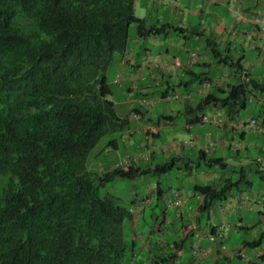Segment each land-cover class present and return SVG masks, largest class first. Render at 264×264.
<instances>
[{
    "label": "trees",
    "instance_id": "16d2710c",
    "mask_svg": "<svg viewBox=\"0 0 264 264\" xmlns=\"http://www.w3.org/2000/svg\"><path fill=\"white\" fill-rule=\"evenodd\" d=\"M134 1L0 0V264H122L129 245H135L134 239L129 244L124 238L123 223L134 219L136 204L118 205L101 197L99 188L149 170L135 167L131 157H126V168L113 165L98 181L86 169L87 155L104 136L129 133V118L117 116L109 99L105 73L115 53L122 59L127 55L130 27L135 26L137 39L168 35L172 28L137 18ZM206 44L215 65L243 74L242 54L235 61L210 39ZM187 75L188 82L180 79L178 85L208 89L192 105L193 125L205 124V113L197 117L196 111L215 108L234 118L251 90L264 93V84L254 80L222 86L192 67ZM132 113L142 114L139 108ZM254 120L264 125L263 118ZM106 146L116 147L117 140ZM182 158L173 155L155 170L166 173ZM202 162L209 170L220 166L223 171L216 183L191 187L202 198L197 205L201 212L224 204L231 191L244 192L252 185L247 165L230 166L216 157ZM252 162L260 172L257 161ZM200 166L198 156L194 167ZM185 167L191 172L188 163ZM154 193L162 198L159 184ZM177 254L164 264H172ZM158 259L154 264L166 260Z\"/></svg>",
    "mask_w": 264,
    "mask_h": 264
},
{
    "label": "rangeland",
    "instance_id": "374dc122",
    "mask_svg": "<svg viewBox=\"0 0 264 264\" xmlns=\"http://www.w3.org/2000/svg\"><path fill=\"white\" fill-rule=\"evenodd\" d=\"M158 1L159 0L134 1V14L137 18H145L149 24L153 23V20L156 18H160V22H169L172 24V28L168 32V39L164 44H161V50L159 46L147 42L148 40L144 41L142 39H137L135 36V26L130 27L128 52L131 57L133 55L137 60L143 59L147 61V59H149V57H145L143 53L139 54V46H146L149 48L150 55L159 60L164 56L163 50L168 48L171 57L175 56L179 63L181 62L182 64L191 66L189 63L190 52L186 53L185 50H192V53L199 54V50L202 51V48H206V40L216 33H219L226 22H231L230 15L226 16L224 19L225 21L222 18H218L220 15L223 17L226 15L223 7L214 10L213 14L211 13V15L206 18L191 17L196 4H201V1L202 4L206 3V1L204 2L203 0H177L174 1L177 7H174L169 0H165L164 2L160 1L159 3ZM178 6H180V9H178ZM174 27L186 28L188 30L186 32L187 39H183ZM194 30L199 31V34H203V36L194 35ZM220 50H224V45L220 46ZM237 51H239V49H237ZM239 52L240 54H244L242 51ZM135 53H137L138 56L134 55ZM249 56L252 57L255 56V54L250 51L246 52L245 57L247 60ZM192 69L195 72L198 70L196 67H192ZM226 71H230V68H226ZM128 72L129 69L126 64L123 69L121 68L120 54L115 53L105 73L111 91L109 99L114 104L115 112L120 118H129V130L131 131L137 124L135 118H133L132 109L139 108L141 111L147 109L149 112L143 117H140L138 126L142 130L145 119L149 118L153 124L152 126L158 128L159 138L155 140L156 144L152 147L149 144V140H152V138H147L142 132H134V134H132L133 136L129 138L124 137L127 135L126 133L114 132L104 136L97 146L89 152L86 158V169L96 178V181H98V178L104 177V172L111 169L116 162L127 156L135 160V167L149 170L144 175L136 177L133 180L120 178L111 179L107 181L104 186L99 188V195L101 197H108L118 205L130 207L134 203L138 204L149 200L148 204H145L142 210L144 218L138 216L140 212L134 215L135 217L133 220L127 219L123 223L124 238L129 244L131 240L134 239L135 245H129L122 260V264H154L155 261L159 260L158 257L166 259L159 264L169 263L167 258L177 252L179 257L172 264H201V261H199L200 259L194 257V252L198 253V247L200 246L209 250L210 254L209 257L204 259V263L211 264L209 258L211 259L212 256L217 258V252H219L220 255L218 258L220 260L218 264H224L223 259L226 255L231 257L230 264H246L244 258L237 260L234 255H241L240 252L238 253L236 251H241L243 242L251 240L248 238L252 236H248L246 232L243 231L236 232L234 227L239 218H243L244 225H247L249 221L253 223L258 219V215L255 212L240 210L221 214L216 208L217 206H215L206 213L193 210L194 205L190 206V208L185 206L182 211L181 208V216L178 217L176 216V211L167 205L166 201L173 195L175 190L182 191V195L185 197V195L190 192L194 182H196L193 181L194 178L192 179L189 176L188 170H186L187 168L185 167L186 163L192 167L191 171L193 177L202 170H208L207 167L203 165L202 161L200 167H194L198 158V152L193 149L194 147H186L190 150H187V154L184 156L188 157H185L184 161H177L175 166L166 173L155 170L157 166L169 162L173 156L166 146L168 147L169 143L174 138L177 139L180 144H183V141H187L190 138V134L183 129L185 125V116L182 113L168 125L160 118L161 116H167L170 109L173 111L172 115H175L177 106L181 109L178 103L181 104V97L187 92L185 87L178 85L177 82H169L167 84L165 80L158 83L147 80L142 84L141 82L131 84L126 81ZM233 83L235 82L233 81ZM133 85H136L138 88L145 87L149 92L147 95L148 101H146L143 106L140 105L137 99L138 97L135 95V89L131 91L127 90V88ZM167 86L173 89L170 91V94H174L173 96L177 97L174 98L172 96L169 101L165 102L160 98V94ZM196 87L197 84L192 85L193 89ZM197 98L198 97H194L192 99H196L195 102L192 100L190 102H193L192 104L195 105ZM210 110L211 109L205 108L196 111V115L203 112L208 116ZM261 111L262 109L260 106L253 100L252 103H247V107L240 111V117L257 116ZM159 120L161 121V125L158 126ZM112 139L117 140L116 149L106 146ZM243 145L246 146V149H242V156L245 158L250 157L252 160H256L257 158H262L264 160L261 155L264 153V143L260 139L249 138ZM161 148L163 150L162 153L160 152ZM230 154L232 155L233 152L231 151ZM259 155L262 157H259ZM187 159L190 160V162H188ZM179 167L182 168L179 169ZM254 167V165H251L250 168L247 167V178L253 184L250 189L252 192L259 190L258 188H260V186L264 188V183L259 179V174L254 173ZM225 171L229 173L230 167ZM197 183L201 182L198 180ZM156 184H159L164 192L161 199L155 196ZM251 191L250 194L252 193ZM234 194L236 195V191H231V195ZM190 225L195 228L188 230L186 227ZM211 226H215L217 229L216 235L213 236L212 241L210 233L207 237L202 236V229L208 233ZM185 228L187 230L186 232H184ZM148 241H151L150 247H148ZM247 251L245 257L249 256V250Z\"/></svg>",
    "mask_w": 264,
    "mask_h": 264
},
{
    "label": "crops",
    "instance_id": "0c3cea01",
    "mask_svg": "<svg viewBox=\"0 0 264 264\" xmlns=\"http://www.w3.org/2000/svg\"><path fill=\"white\" fill-rule=\"evenodd\" d=\"M164 2L165 0H159V2ZM177 0H169L171 4L174 7H177L175 5ZM206 3L202 4H196L195 9L193 13L191 14V17H204L213 14L214 10H218L220 7H223L225 10V17L218 16V18H222L223 20L226 18L227 15L231 16V22H226L225 25L222 26V30L219 33H216L214 36H211L209 39L213 43L212 46L217 47V49L220 50V46L224 45V50L227 51L234 56V60L237 61L238 58L241 56L239 51H242L244 54H242V61L240 62L242 64V72L243 74H238L235 71V67L231 66H217L214 63V60H211L210 58V47L206 44V48H202V51L199 50V54H197V59L195 63L192 64V66H187L186 64L179 63L177 60V57L170 56V50L168 48H165L163 50L164 56L162 59H158L160 61V65L164 64L165 67L160 66H154L153 64H150L146 62V60L140 59L137 60L136 58L129 55V52L126 56L121 57V68L123 69L124 65H127V68L129 69L128 75H127V82L133 84H137L141 82V84L145 81H151V82H162L165 80V83L169 82H177V84L180 82V79H183L184 82H188V75L187 71L191 67H196L198 70L196 71V74H205V78H209L213 76L214 81L218 85L226 86L229 83L234 82H247L248 80H254L258 82L259 84H264V25L262 23H236L235 18L237 15L242 14L246 15L249 18L254 17H260L264 20V0H203ZM157 2V1H156ZM178 9H180V6H178ZM145 19V18H143ZM147 20V19H146ZM151 21V20H150ZM225 21V20H224ZM149 24V23H148ZM164 24H170L169 22L163 23L160 22V18H156L153 20V23H150L149 25H155L156 27L162 26ZM177 28V27H176ZM179 29V30H178ZM170 30V29H169ZM204 30V29H203ZM188 30L186 28L179 27L177 28V32L181 35L183 39H187L186 32ZM194 35L196 36H203V34H199L200 32L197 30H194ZM162 39V40H161ZM168 39V35L159 34L156 36H149L148 38L142 39V40H148L147 42L152 43L153 45H157L160 47V50L162 48L161 44H164V42ZM225 40V41H224ZM139 42V41H136ZM140 48V53H143L145 57H149V60L153 58L150 55V50L146 46ZM239 49V51H237ZM186 53L190 54L192 53V50H185ZM252 52L255 54V56H249L248 60L245 57L246 52ZM134 55L138 56L137 53ZM226 68H230V71H226ZM179 84L183 87H185V90L187 91L184 96L181 97V104L178 103V105L181 106V109L179 106H177V109L175 110V115H172V109L168 111V115L161 116L160 118L163 119L168 125V123L173 122V120L180 114L187 115L185 117V125L183 126L184 131L190 134V138L187 141L184 142H193V149L197 150L198 154L199 151H203L204 153L199 154L200 161L203 160L205 157H211V158H222L226 161L227 164L230 166H235L236 164H242V165H248L247 167H251L253 164V160L250 157H244L241 155L242 149H246V146L243 144L247 139H260L264 143V125L262 126L259 122L258 125L251 127L249 125H246L244 127H238L236 124H238L241 121H247L251 119H256L258 117L264 119V93H260L257 88L254 90H251L249 98L247 100V103H252L253 100L256 101V103L260 106L262 109L261 112L257 116H249V117H240L241 113L235 114L233 117H228L227 114H225L222 110H217L215 108H208L211 109L209 111V115L206 116L209 119V122L205 124L194 122L195 125L192 123L190 124L189 121L193 122L194 114L192 115V103L195 102V100H192L194 97H198L199 99L202 98L205 94H207L208 89L204 88L205 85H198L195 89L192 88V85L185 86V83ZM207 87V86H206ZM167 96L165 98H162L160 95V98H162L165 102L169 101V99L174 95L170 94L172 88L167 86ZM132 89H135V95L138 97V101H148L147 95L148 91L145 87L138 88L136 85H133L130 88H127L128 91H131ZM210 89V88H209ZM197 98V99H198ZM187 100H192L193 102H188ZM179 101V102H180ZM186 101V102H185ZM247 103L245 108L247 107ZM197 103H195L196 106ZM141 105V104H140ZM183 108V110H182ZM190 108V109H189ZM140 110V109H139ZM182 110V111H181ZM141 111V110H140ZM149 111L147 109H143L141 111V116L137 117L133 115V118H135V121L137 124L134 126V128H130L129 133L134 132H142L145 134L147 138H152V140H149L150 146H155V140L159 138V130L158 128L152 126L151 120L149 118L145 119V123L143 124L142 130L139 128V120L140 117H143L146 115ZM133 114V113H132ZM189 115V116H188ZM200 115V114H199ZM199 115H196L197 117ZM206 115V114H205ZM210 116V117H209ZM173 117V118H172ZM221 119L223 120L222 124L220 126H216L213 124V119ZM193 120V121H192ZM158 126L161 125V121L159 120ZM197 123V124H196ZM191 125V126H189ZM126 133L127 135L124 137H132V134ZM252 136V137H251ZM209 143H212V145H209ZM209 146V147H208ZM117 147V146H116ZM116 147L112 146L113 149H116ZM166 148L169 149V152L171 151L172 155H175L177 157H183L185 154H187L186 146L183 144L178 143L177 139H173L169 146ZM162 148L160 149V152H162ZM231 151L233 154L231 155ZM238 151V152H236ZM201 155V156H200ZM264 158V153L261 154ZM259 155V157H262ZM130 157V156H127ZM186 158L188 156H185ZM208 157V158H209ZM125 158H122L123 160ZM119 160V161H121ZM118 161V162H119ZM148 161V159H147ZM180 161H184V158H182ZM188 162H190L187 159ZM255 161H257L256 164L259 166V171H256L254 169V173L259 174V179L262 183H264V160L262 158H257ZM117 163V162H116ZM255 166V165H254ZM255 168V167H254ZM103 169V168H102ZM208 169V167H207ZM207 171V172H206ZM206 171H200L194 177L192 176V171L189 172V176L196 181L193 185L197 183L199 180L202 184L207 183H216L220 177V174L222 173V168L220 166H216L212 169H208ZM187 175V174H185ZM196 176V177H195ZM251 187L244 191V192H236V195H231L230 198L221 205H218L216 208L221 214L231 213L234 211H240V210H246L250 212H255L258 215V219L255 220L253 223L251 221L248 222L247 225H244L243 218H239L237 223L235 224L234 230L236 232H246V234L249 236L251 235V239L249 241L243 242V245L241 246V251L237 250L236 252H240L241 255L236 254L234 257L239 259H245L246 264H264V259H262L261 256L264 254V188L260 186L258 188L259 190L252 192L250 189ZM250 191L252 192L250 194ZM179 192V195L183 199V207L181 209L184 210V207L194 206L193 210H198V204L202 200L201 197L198 195H195L193 193V190H190V192L185 195V197L182 195V191L175 190L173 195L170 196L172 199H176L175 193ZM163 197V196H162ZM149 200H146L144 202L145 204H148ZM192 210V208H191ZM181 211L179 212L181 214ZM142 213V214H141ZM138 216L140 218H144L143 212H141ZM181 216V215H180ZM179 216V217H180ZM188 230L194 229L195 227L188 226L186 227ZM184 230L186 232L187 230ZM199 230V229H198ZM217 229L215 226H211L208 233L207 231L202 229L203 237H207L210 233V236H215ZM201 231V230H200ZM247 239V240H248ZM151 241H148V243ZM147 243V244H148ZM248 247V248H247ZM199 251H205L206 256L200 259L201 264H207L204 263V259L209 257V250L203 248L202 246L198 247ZM247 250H249V256L245 257L247 254ZM217 255L219 257L220 253L217 252ZM179 257V254H177L176 259ZM217 257V258H218ZM264 257V256H263ZM214 256L212 258H209V261L211 264H218L219 258L217 259ZM173 261V262H175ZM224 264H230L231 263V257L229 255H226L223 259Z\"/></svg>",
    "mask_w": 264,
    "mask_h": 264
},
{
    "label": "built area",
    "instance_id": "2783aa9c",
    "mask_svg": "<svg viewBox=\"0 0 264 264\" xmlns=\"http://www.w3.org/2000/svg\"><path fill=\"white\" fill-rule=\"evenodd\" d=\"M235 21L238 23H253V24L262 23L264 25V20L261 19L260 17L249 18L248 16L242 15V14L237 15L235 18ZM189 59H190L189 63H190V65H192L193 63H195V61L197 59V55L195 53H191L189 55ZM146 62L153 64L154 66L165 67L164 64L160 65V61L156 58H151L150 60L147 59ZM173 97L176 98L177 96H173ZM140 104L143 106L145 104V102L140 101ZM202 121L204 123H207V122H209V119L205 116L204 118H202ZM222 122H223V120L215 118V119H213L212 123L215 124L216 126H220L222 124ZM246 125L254 127L257 125V121L254 119H251V120H247V121H241L238 124H236V126H238V127H244ZM183 145L188 147V148H192L194 146L192 141L184 142ZM209 145H212V143H209ZM129 163H130V159L125 158V159L117 162L114 165V167L126 168ZM175 196H176V199L169 198L166 202H167L168 207H171L176 211V216H179L180 215V213H179L180 209L183 207L184 202H183L182 197L179 195V192H176ZM143 207H144V202L134 205L132 207L133 215L140 213L142 211ZM212 240H213V238L211 237V241ZM205 256H206L205 251H198V253L194 252V257H197L199 259H201Z\"/></svg>",
    "mask_w": 264,
    "mask_h": 264
},
{
    "label": "clouds",
    "instance_id": "9594fccd",
    "mask_svg": "<svg viewBox=\"0 0 264 264\" xmlns=\"http://www.w3.org/2000/svg\"><path fill=\"white\" fill-rule=\"evenodd\" d=\"M213 238V236H211ZM206 253V252H205ZM202 259V258H201Z\"/></svg>",
    "mask_w": 264,
    "mask_h": 264
}]
</instances>
